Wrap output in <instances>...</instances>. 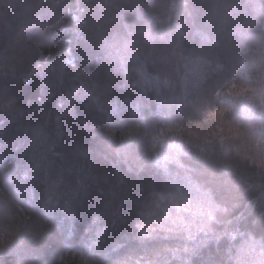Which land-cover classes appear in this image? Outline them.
I'll list each match as a JSON object with an SVG mask.
<instances>
[{
    "label": "trees",
    "instance_id": "trees-1",
    "mask_svg": "<svg viewBox=\"0 0 264 264\" xmlns=\"http://www.w3.org/2000/svg\"><path fill=\"white\" fill-rule=\"evenodd\" d=\"M0 264H264V0H0Z\"/></svg>",
    "mask_w": 264,
    "mask_h": 264
},
{
    "label": "snow or ice",
    "instance_id": "snow-or-ice-1",
    "mask_svg": "<svg viewBox=\"0 0 264 264\" xmlns=\"http://www.w3.org/2000/svg\"><path fill=\"white\" fill-rule=\"evenodd\" d=\"M66 63H67V64H73L74 62H73V60L69 59V60L66 61ZM27 82H28V81L25 80V83H27ZM60 106H63V105L61 104ZM223 114H224V113H223L222 111H217V112H214V113H209L210 116H215V117H221V116H223ZM206 122H207V121H205V123H206ZM197 127H198V125H197ZM134 132H135V129H130V130L128 131V133H127V136L131 137V136L134 134ZM209 219L213 220V219H215V217H214V216H210ZM93 222L95 223L96 220L94 219ZM135 227L142 229L143 226H142L141 224H137V225H135ZM102 231H104V229H100V230L97 232V236H98V237H99V235H100V233H101ZM140 235H141L142 238H144L145 236H147V233H143V232H141Z\"/></svg>",
    "mask_w": 264,
    "mask_h": 264
}]
</instances>
